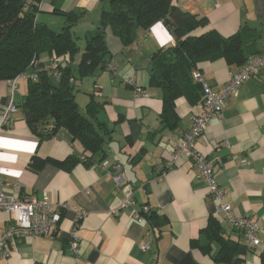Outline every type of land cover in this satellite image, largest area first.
<instances>
[{
	"label": "crops",
	"instance_id": "crops-1",
	"mask_svg": "<svg viewBox=\"0 0 264 264\" xmlns=\"http://www.w3.org/2000/svg\"><path fill=\"white\" fill-rule=\"evenodd\" d=\"M171 3L206 20V26L191 35L215 31L228 38L238 33L249 46L247 61L264 51V0ZM105 6L103 0H44L36 18L58 31L65 25V15L73 14L77 22L71 32L75 42L79 39V53L73 59L76 66L85 37L96 34ZM135 33L134 41L123 46L118 37L106 30L110 54L106 64L117 69V76L104 69L74 83L79 112L85 115L90 103L97 121L103 125V150L90 167L78 163L66 172L45 164L38 172L30 169L33 157L57 161L70 155L82 158V148L64 130L40 140L28 127L22 110L28 82L17 79L11 91L0 80V124L4 109L10 103L15 108L10 122L0 131L4 193L37 198L46 195L52 208L67 205L84 214L74 225V212L62 210L56 235L23 236L11 241L6 245L9 257L1 264H216L191 245L210 216L221 225L225 237L245 245L241 234L228 227L224 214L216 211L206 184L197 178L190 162L184 157L172 158L177 142L202 108L203 93L197 104L177 98L174 105L178 119L173 125L162 122V93L149 84V57L159 49L173 46L174 38L161 22ZM239 69L217 59L197 63L193 72L217 89ZM137 88L141 90L139 94ZM220 142H226V146H218ZM196 149L212 162L214 180L225 193L223 203L229 204L235 216L258 220L260 244L246 249L240 264H264V70L240 85L236 97L225 101L222 119L211 120L196 141ZM243 160L248 164L242 165ZM103 163L120 167L132 188L133 206L120 207L123 194L111 177L114 171L103 169ZM143 207L163 215L164 222L155 227L143 217L138 222L134 214L141 213ZM112 210L116 213L111 214ZM8 221L9 216L1 212L0 233ZM75 228L79 255L69 247V232ZM141 244H147L148 249L142 251Z\"/></svg>",
	"mask_w": 264,
	"mask_h": 264
},
{
	"label": "trees",
	"instance_id": "trees-1",
	"mask_svg": "<svg viewBox=\"0 0 264 264\" xmlns=\"http://www.w3.org/2000/svg\"><path fill=\"white\" fill-rule=\"evenodd\" d=\"M27 1L0 0V80L44 67L46 57L57 60L58 77L39 70L36 80L28 82V93L22 105L24 118L40 140L50 139L64 130L82 148V158L70 155L57 161L33 157L29 168L35 172L45 164L66 172L78 163L90 167L103 150V125L97 121L90 103L85 115L79 112L74 83L105 69L110 58L105 42L107 29L123 46L134 41L137 29L146 31L154 22H161L174 38L173 46L150 55L148 66L149 84L162 93L161 118L168 125L178 119L174 105L177 98H185L190 104L201 100V85L191 76L197 63L224 59L229 66L241 68L250 56L248 44L238 33L228 38L215 31L191 35L195 29L206 26V20L182 11L171 0H103L106 6L96 25V34L85 37L80 61L74 66L73 59L79 50L71 32L77 22L73 14H66L63 28L54 31L37 21L40 0ZM51 113H56L58 118L53 119ZM140 216L154 227L165 220L163 215L149 209L141 210ZM191 245L216 264H240L247 251L246 245L225 237V231L211 216Z\"/></svg>",
	"mask_w": 264,
	"mask_h": 264
},
{
	"label": "built area",
	"instance_id": "built-area-1",
	"mask_svg": "<svg viewBox=\"0 0 264 264\" xmlns=\"http://www.w3.org/2000/svg\"><path fill=\"white\" fill-rule=\"evenodd\" d=\"M42 2H44V0H40L38 4L39 7L42 5ZM44 63V67L39 69L31 68L30 72H23L15 78L6 80V84H8L10 90L13 91L17 79L21 78L27 82L35 81L37 71L39 70L48 71L52 73L53 76L58 77L57 60L49 58L46 59ZM105 70L110 72L113 77L117 76V69L113 65L107 64ZM263 70L264 51L248 60L238 72L230 76L228 81L217 89L209 87L200 74L193 72L191 74L193 81L200 84L202 88V108L200 112L192 118L191 126L184 133L182 139L177 142L172 155L173 160L184 157L190 162L193 170L197 174V178L206 184L208 194L216 205V211L224 214L228 227L231 230L238 231L245 242L246 248L251 250L260 244V240L257 238V233L259 231L258 220H252L250 217L235 216L229 204L223 203L225 193L214 180L213 164L196 149V141L204 134L212 119H218L219 121L222 119L224 103L227 99L237 96L238 87L244 82L256 78ZM126 82L130 85H134L132 80H127ZM140 92L141 90L137 88L136 93L139 94ZM14 111L15 108L11 103L4 109L1 114L0 131L10 122V114ZM218 146H226V142H220ZM241 164H248V161L243 160ZM102 168L114 171L111 177L124 197L120 207L133 206L135 204L133 191L131 186L125 181L120 167L103 163ZM163 174L164 173L161 175ZM57 207L56 209L52 208V204L46 195L40 198L36 196L18 197L6 195L0 179V213L3 212L9 216L8 224L0 233V264L1 261L9 257V251L6 250V245L11 241L23 236L56 235L59 231L58 226L61 221L60 212L62 210L74 212L76 217L74 225L81 221L84 216L82 212L67 205H60ZM142 210L147 212L148 208L143 207ZM110 213L115 214L116 210H112ZM134 217L138 222L142 221L140 213H135ZM69 237L70 250L73 254L79 255L77 228L69 232ZM140 248L142 251H146L148 245L141 244Z\"/></svg>",
	"mask_w": 264,
	"mask_h": 264
},
{
	"label": "water",
	"instance_id": "water-1",
	"mask_svg": "<svg viewBox=\"0 0 264 264\" xmlns=\"http://www.w3.org/2000/svg\"><path fill=\"white\" fill-rule=\"evenodd\" d=\"M50 115H51V117H52L53 119H57V118H58V116H57L56 113H55V114H54V113H51Z\"/></svg>",
	"mask_w": 264,
	"mask_h": 264
},
{
	"label": "rangeland",
	"instance_id": "rangeland-1",
	"mask_svg": "<svg viewBox=\"0 0 264 264\" xmlns=\"http://www.w3.org/2000/svg\"><path fill=\"white\" fill-rule=\"evenodd\" d=\"M76 33V32H75ZM74 35V34H73ZM76 35H77V33H76ZM75 38H76V36H74ZM77 40H79V39H77ZM77 40H76V42H77ZM78 83H80V82H78Z\"/></svg>",
	"mask_w": 264,
	"mask_h": 264
}]
</instances>
